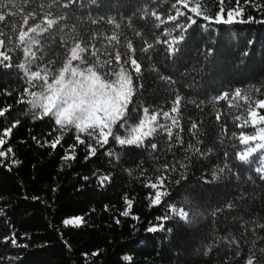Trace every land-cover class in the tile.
Masks as SVG:
<instances>
[{"label":"trees","instance_id":"16d2710c","mask_svg":"<svg viewBox=\"0 0 264 264\" xmlns=\"http://www.w3.org/2000/svg\"><path fill=\"white\" fill-rule=\"evenodd\" d=\"M66 2L14 0V7L0 9L6 13L0 22V53L10 57L5 63L12 64L0 66V109L8 108L0 116V131L20 121L10 137H4L3 147L11 146L14 156L0 158L4 162L0 166V264H246L252 251L264 248V228L259 227L264 224V174L254 168L261 152L252 154V162L238 159L245 147L240 133H253L249 109L264 115V108L256 105L264 99V24L206 28L207 22L196 18L197 23L187 28L180 51L169 57L163 43L169 39L166 34L177 35L176 24L187 23L185 16L168 19L176 14L174 0H96L95 4L76 0L65 8ZM240 2L245 19L249 15L264 19V13L251 3ZM0 3L7 4V0ZM206 4L212 15L219 10L218 0H206ZM229 7H236V0H226L225 18ZM27 12L35 20L29 17L25 25L22 17ZM100 17L105 20L92 23ZM109 17L115 18L119 29L106 22ZM47 19H56L57 24L38 37L31 71L48 69L49 74H57L68 50L77 42L83 46L84 41L89 52L92 44L101 50L98 57L84 56L91 61L111 56L116 72L120 71L114 62L116 51L139 58L144 87L132 98L137 108L130 124L135 126L142 118L143 107L150 113L170 111L174 94H179V126H172V138L157 128L141 147L116 146L110 138L101 148L87 133L79 134L85 141L80 144L73 127L61 130L51 116L38 118L41 115L30 107L25 94L31 87L19 67L23 55L18 41L20 30ZM113 35H118V43L107 39ZM146 40L155 44L147 53L141 51L147 47ZM129 41L132 49L127 48ZM209 48L215 51L205 59ZM123 59L121 64L136 86V74ZM149 62L173 83L168 85L147 70ZM237 88L241 96L233 98ZM224 92L228 98L218 99ZM22 97L25 102L18 103ZM157 123L167 127L172 121L158 116ZM33 136L41 144L56 136L62 139L53 149L38 145ZM88 143L97 152L86 160ZM153 143L156 149L151 148ZM70 145H76L75 159L63 161L66 150L71 155ZM12 159L21 163L11 164ZM105 175L111 179L101 183L99 178ZM153 183L157 188L150 187ZM157 190L162 203L153 206L150 198ZM126 198L132 201L130 208ZM169 204L188 208L187 222L173 216L164 230L149 232L168 212ZM126 209L129 215H121ZM75 216H83L86 222L79 227L63 224ZM13 233L27 247L3 241Z\"/></svg>","mask_w":264,"mask_h":264},{"label":"snow or ice","instance_id":"6c2138e0","mask_svg":"<svg viewBox=\"0 0 264 264\" xmlns=\"http://www.w3.org/2000/svg\"><path fill=\"white\" fill-rule=\"evenodd\" d=\"M93 4L96 3V0H91ZM225 2L226 0H218L219 10L212 15L209 13V9L206 4V0H174L172 5L175 10L174 16H169L168 19L171 21H176L177 17L185 16L186 24H176V28L179 30L177 35H172L171 32H168L166 35L169 39L164 40L163 43L167 45L165 51L169 57L175 56L180 51V45L182 41L185 40V33L187 28L192 24L197 23L196 18H202L205 22L206 28H211L214 24H224L232 25L235 23H261L264 24V19H256L255 17L249 15L246 19L244 18V8L241 7L240 0H236V7H229L226 12L225 18ZM27 3V0H25ZM76 3V0H67L63 5L67 8L69 5ZM245 5L251 3L253 8H256L258 11L264 13V2L256 3L254 0H244ZM187 11H183L181 7ZM6 7H14V0H7V4L0 3V9ZM189 13L193 15H189ZM11 14V13H7ZM152 15H156L152 13ZM6 13L0 10V22L5 20ZM29 17L35 20V16L31 12H27L22 17L23 23L28 24ZM195 17V18H194ZM63 17H61L62 19ZM159 19V17H157ZM101 20H105L104 17H100L97 20H93L92 23H99ZM108 24H113L115 29L120 28V24L115 21L114 17H109L106 19ZM44 21L40 23H34L32 26L28 27V32L33 33L34 35L29 36L27 40V32L20 30L19 39L22 43L26 45L25 55H28L30 52L31 44L40 43L38 37L41 33L50 30L53 25L57 24L56 19H47V23L44 27H41ZM163 23V21H161ZM140 35V33H136ZM0 35H3L0 32ZM82 39V38H81ZM110 40H115L119 42L118 35H113ZM161 41L156 40L155 43H160ZM215 43V41H213ZM251 43V41L249 42ZM0 44H3V41L0 40ZM147 47L141 49V51L147 53L149 50H154L155 44L150 43L147 40L145 41ZM92 51L89 52V44L87 41L81 43H74L73 46L68 50V55L65 56V61L62 66L59 67L58 74L52 75V82H48V69H43L45 72L44 83L47 85V88L39 93L30 92L28 88L25 89V94L30 95L33 99L29 100L28 103L34 109L42 110V114L38 118H43L47 116L54 117L55 124L59 126L61 130H65L67 127H74L77 130L76 140L80 144H84L85 141L81 139L80 133H87L90 140H94L97 145L101 148L104 145L109 143V137H111L119 145H135L141 147L144 144V140L147 137L152 136L157 128L164 129L169 138H172V126H179V107L181 104V96L179 94H174L175 98L172 103L170 111H155L153 110L150 113L148 107L142 108V118L138 120V123L135 127H132L130 124L131 114L136 111L137 106L133 103V96L139 92L144 85L140 83L143 79L142 69L143 61L139 58H131L127 53H122L116 51L114 53V62L117 68L120 69L119 72H116L111 65L113 64V58L110 56L109 59L101 61L97 59L91 61L87 56H84V53H89L91 57H98L101 50L97 49L94 44L91 45ZM132 43L127 42V48L132 49ZM215 49L209 48L205 52V59H208ZM33 58H36V52L30 53ZM248 52H245L244 55H248ZM0 56L3 59H0V66L5 68L12 67L11 63H5L10 60V57L0 53ZM122 56L123 64H130L131 68L134 70L137 79V85H133L132 76L129 73L128 69L124 68L121 64ZM73 62H76L73 64ZM108 66L105 69V66ZM20 68H25L24 64L19 65ZM146 69L156 73L160 80L165 81L168 85H171L173 82L170 77L163 76L156 64H149L146 66ZM27 71V70H26ZM40 72H32L28 79L29 87H35L32 83L33 77H39ZM259 91V89H257ZM10 94V93H9ZM229 96L228 92H224L218 99H227ZM241 96V89L237 88L234 92V97ZM23 97L18 101V103H24ZM131 105V108H130ZM258 108H264V99L256 101ZM8 111V108L0 109V116H3ZM171 113H176L177 116H172ZM158 116H162L165 119H171L172 124L165 126L157 123ZM249 116L251 117V124L253 126L264 124V115H259L256 109H249ZM219 119V116L217 117ZM239 119V117H237ZM20 121L16 120L13 124L0 131V158H9L10 154L14 156V152L11 146L4 148L3 146L7 143L4 137H10L12 129L19 125ZM248 121H245L247 124ZM127 126V127H126ZM192 129H196L197 125L192 124ZM120 129H125L127 135L122 136L120 134ZM182 130V129H181ZM33 140L37 142L40 146L48 145L55 149L60 143L62 136H56L50 143L45 141L41 144V141L37 137L33 136ZM240 142L246 146L245 150L238 153V158L240 161H247L252 153L256 152L258 149H264V127H258L257 131L248 135L243 132L239 136ZM250 141H258L254 147L248 146ZM75 147L76 145H70L69 149L71 150V155H69L66 150L65 155L61 158L63 161L74 160L75 159ZM156 144H151L152 149H156ZM88 154L85 156V159H89L94 156L97 152V148L93 146L92 143L87 144ZM198 151V150H197ZM109 156L115 155V153L108 152ZM21 163L18 160L12 159L11 164ZM4 162L0 161V166H3ZM8 170L11 171V167H8ZM259 172H264V166L257 169ZM85 180L88 177H84ZM100 182L104 183L107 180H110V176H101ZM164 183V178L159 179V184L162 186ZM152 188H157V184L153 183L150 185ZM53 191H56L54 188ZM168 193H164L167 195ZM162 193L157 190L154 197L150 198V203L153 206L159 205L162 203L161 200ZM38 199V198H36ZM126 203L128 208L131 207L132 201L126 198ZM231 206V205H230ZM190 211L184 206L177 207L175 204H169L168 212L158 218L160 223L152 225L148 228L149 232H155L159 230H164V225L172 219L173 216H177L187 222ZM121 215L128 216L129 210L126 209L121 212ZM85 218L83 216H75L73 218H66L63 220V224L67 226L79 227L84 224ZM119 223V220L116 221ZM259 227L264 228V224L259 225ZM5 243H11L16 247H27L26 244L18 243L15 233L11 236H6L3 238ZM259 253V255L257 254ZM96 253H94L95 255ZM125 260H130V257L125 256ZM246 264H264V248H259L250 253L246 260Z\"/></svg>","mask_w":264,"mask_h":264},{"label":"rangeland","instance_id":"374dc122","mask_svg":"<svg viewBox=\"0 0 264 264\" xmlns=\"http://www.w3.org/2000/svg\"><path fill=\"white\" fill-rule=\"evenodd\" d=\"M46 23H47V20H45L44 21V23H43V25L41 26V27H44L45 25H46ZM25 32H27V36L25 37V40H27L28 39V37L29 36H32V35H34L33 33H31V32H28V29L25 31ZM36 44H31L30 45V52H29V54L28 55H25V47H26V45L24 44V43H22L21 41H20V39H19V41H18V47H19V49L21 50V52H22V55H23V63L22 64H24L25 65V68H22V71H23V74L25 75V77H26V80L28 81V79H29V76L31 75V73L32 72H35V71H31L30 69H29V63H30V61H31V59H32V56H31V52H33V48H34V46H35ZM76 62H73V64H75ZM27 70V71H26ZM40 72V76L39 77H33L32 78V83L34 84V85H36L35 87H31V89L29 90L30 92H37V93H39V92H41V91H43V90H45L46 88H47V85L44 83V77H45V72L44 71H39ZM58 74V73H57ZM48 82L49 83H51L52 82V75L51 74H49L48 73ZM31 99H33V97H31L30 95H28V101L29 100H31ZM30 107L31 108H33L32 106H31V104H30ZM34 109V108H33ZM36 111H37V114H39V115H41L42 114V110H40V109H35ZM53 118V120H54V117H52ZM55 121V120H54ZM250 123H251V117H250ZM252 125V124H251ZM132 127H135V126H132ZM252 127H253V133L252 134H254L256 131H257V128L258 127H264V124H261V125H256V126H253L252 125ZM74 128V127H73ZM74 130L75 131H77L75 128H74ZM120 130H122V136H124V135H127V133H126V131L124 130V129H120ZM251 134V135H252ZM111 137H109V139H110ZM258 141H250L249 142V145L248 146H251V147H254L255 146V144L257 143ZM114 143H115V145L116 146H121V145H119L117 142H115L114 141ZM245 146V145H244ZM245 148H246V146L244 147V150H245ZM243 150V151H244ZM257 151H260L261 153L259 154V161H258V163L254 166V168L256 169V171H257V169H259V168H261L262 166H264V149H258ZM256 151V152H257ZM256 152H254V153H256ZM254 153H252V154H254ZM252 156V155H251ZM249 157L248 158V160L247 161H243V162H252L253 161V158L252 157ZM239 159V158H238ZM257 172H259V171H257ZM259 173H261V174H264V172H259Z\"/></svg>","mask_w":264,"mask_h":264}]
</instances>
